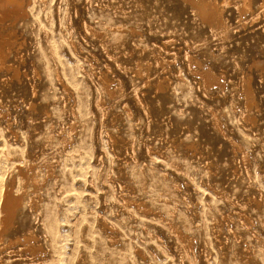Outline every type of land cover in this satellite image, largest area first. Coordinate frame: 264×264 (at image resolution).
Wrapping results in <instances>:
<instances>
[{
	"label": "rangeland",
	"instance_id": "rangeland-1",
	"mask_svg": "<svg viewBox=\"0 0 264 264\" xmlns=\"http://www.w3.org/2000/svg\"><path fill=\"white\" fill-rule=\"evenodd\" d=\"M216 1L229 3L226 30L210 27L182 0H47L37 10L40 22L24 37L28 64L11 102H0V202L17 165L34 164V176L45 184L41 216L25 212L27 229L44 250L3 252L0 264H264V0H254L247 15L236 9L241 0ZM187 55L223 84L205 89ZM53 56L82 73L70 94L45 73L54 69ZM39 61L45 79L35 84ZM138 69L144 74L134 78ZM243 77L254 92L250 108ZM33 85L40 91L34 112L21 95ZM43 88L49 114L38 109ZM101 101L107 113L99 111ZM215 116L240 152L213 129ZM73 121L79 126L72 137ZM78 145L86 148L84 159L70 153ZM47 166L53 176L46 177ZM18 178L15 193L23 187ZM133 201L152 212L141 216ZM104 219L115 229L101 228Z\"/></svg>",
	"mask_w": 264,
	"mask_h": 264
},
{
	"label": "bare ground",
	"instance_id": "bare-ground-1",
	"mask_svg": "<svg viewBox=\"0 0 264 264\" xmlns=\"http://www.w3.org/2000/svg\"><path fill=\"white\" fill-rule=\"evenodd\" d=\"M47 1V0H45ZM44 0H40V4L35 5L37 1L35 0H0V102L2 103V101L7 102L8 104L11 102V100L13 99V94H12V90L15 86H17V83H20V73L22 72L23 68H26L27 66V60L24 57V48L26 47V41L24 39L25 37V33L31 31V30H35V28L33 27L34 24H39V20L40 17L39 15L41 14L40 12L38 13L37 10L39 8L44 9L46 6V2ZM186 5L190 6L193 11L195 13H197L199 15V17L201 18V20H203L206 24H208L210 27H215L217 28V30H226L227 29V24L225 23V19L223 18V13H224V8L226 9V7L229 5V3H225L222 6L216 1V0H182ZM39 3V1L37 2ZM253 4H254V0H241V2L236 5L237 6V11L239 12V14H245L247 15V13H250L253 10ZM38 6V7H36ZM264 8V5H263ZM54 9V8H53ZM80 10V9H79ZM264 11V10H263ZM43 13V12H42ZM60 13V12H59ZM49 15V14H48ZM60 15V14H59ZM260 15V14H259ZM45 16V15H43ZM42 16V17H43ZM44 19V18H43ZM85 24V23H84ZM43 26V25H42ZM40 26V27H42ZM88 28V26H87ZM41 29V28H40ZM43 29V28H42ZM59 30V29H58ZM88 30V29H87ZM90 30V29H89ZM43 31L46 32V30L44 29ZM94 35L98 38H102V34L100 32H96L95 30H92ZM134 32V31H133ZM33 33V32H32ZM35 33V32H34ZM122 33V32H121ZM58 34V33H57ZM72 34V33H71ZM89 34V33H88ZM129 34V33H128ZM91 35V34H90ZM124 35V34H122ZM121 36V35H120ZM127 37V34L124 35ZM130 36V35H129ZM132 37V36H131ZM130 37V39H131ZM45 38V37H44ZM121 39V38H120ZM129 39V38H128ZM135 40V39H133ZM118 41V40H117ZM120 41V40H119ZM69 42V41H67ZM77 42V41H76ZM108 44L110 43L109 41H107ZM116 42V41H115ZM134 42V41H133ZM70 46H72V48H75V44L74 42L70 41ZM118 43V42H117ZM66 45V44H65ZM69 46V44H67ZM115 45V43H114ZM123 46V45H122ZM101 47V46H100ZM160 47V46H159ZM69 48V47H68ZM103 49V48H102ZM75 51V50H74ZM71 52V51H70ZM70 55H72L70 53ZM60 55H58L59 57ZM38 60H40L41 58L43 59V57H41ZM36 58V57H34ZM54 58V69H52V71L50 72H45L48 73L47 76L48 77H53V80L61 85L63 87L64 92L67 94L72 93V88L71 87L72 84L74 85V83L78 82V76L80 73L73 70L71 68H66V66L63 64V62L61 60H58L57 58ZM29 59V58H28ZM41 59V60H42ZM32 60V59H30ZM40 60V61H41ZM44 60V59H43ZM42 60V61H43ZM48 60V59H47ZM29 61V60H28ZM38 62L37 67L35 68V71L32 73V77L33 80L36 84L40 83L42 81L41 77L45 79V77H43L42 73H40L41 71H39L42 68V61ZM75 61V60H74ZM30 62V61H29ZM37 62V61H36ZM50 62V61H49ZM52 62V60H51ZM34 63H35V59H34ZM46 63V62H45ZM160 66L164 67L163 62L158 63ZM187 64L190 68L191 74L193 76H197L199 77L202 82L203 85L205 87V89H209L212 88L214 86H221L223 84V79L222 77H219L218 75H216L212 69H208L205 70L202 67V64L197 61L192 59L191 56L187 55ZM47 65V64H46ZM52 66V65H51ZM32 67V66H31ZM35 67V65H34ZM44 67V65H43ZM49 67V66H48ZM47 67V68H48ZM85 67V66H84ZM48 68V69H50ZM29 69V68H28ZM44 70V69H42ZM164 70V68H163ZM29 71V70H28ZM49 71V70H48ZM144 74V72H142L141 69H138L137 73L134 74V78H136L137 76ZM42 74V75H41ZM52 74V76H51ZM82 74V73H81ZM84 75V74H83ZM82 75V76H83ZM28 79L29 76L25 75ZM143 76V75H142ZM43 79V80H44ZM47 79V77H46ZM51 79V78H49ZM102 79L104 82V87H105V91H107V93L109 95H111L109 92L111 90L110 85H109V78L105 75L102 74ZM246 77H243V92L246 96V104H247V108H250L252 106V104H254V92L251 86V82L250 79L246 80ZM48 81V80H46ZM50 81V80H49ZM52 82V80H51ZM46 83V82H45ZM49 83V82H48ZM53 83V82H52ZM101 83V81H100ZM121 83V82H120ZM26 84V83H25ZM51 84V83H49ZM48 84V85H49ZM77 84V83H76ZM79 85V84H78ZM24 86V85H22ZM46 86V84H42L41 87ZM52 86V85H51ZM19 87V85H18ZM27 87V86H26ZM80 87V86H78ZM76 86V88H78ZM24 88V87H23ZM22 88V89H23ZM51 88V87H50ZM221 88V87H220ZM38 87L35 85H33L31 88L28 89H24L21 92L22 96H25L26 99L29 100V108L34 112L36 110V104H35V100L38 97ZM136 89V88H135ZM21 90V88H20ZM45 88H43L41 91H43L44 93H42L43 98L45 99V102L41 105H39V108L41 110V112L44 113H48L50 108V105L47 103V98H48V92L45 90ZM76 90V89H75ZM74 90V91H75ZM79 90V89H78ZM158 91L162 90V87H159L157 89ZM220 90V89H219ZM18 93L19 90L17 88ZM81 92V91H80ZM25 93V95H24ZM75 93H79L75 92ZM134 93V92H133ZM41 94V93H40ZM81 94V93H80ZM136 94H138V92H136ZM15 95V94H14ZM85 97V94H83ZM19 97V96H18ZM77 97L81 99V95ZM52 99V98H51ZM82 99L84 100L85 98L82 97ZM42 100V99H41ZM52 101V100H51ZM78 101V99H77ZM80 102H82L81 100H79ZM78 101V103H79ZM95 101V100H94ZM15 102V101H14ZM50 102V101H49ZM88 102V101H87ZM91 102V101H90ZM99 102V101H98ZM89 103V102H88ZM87 103V104H88ZM3 104V103H2ZM81 104V103H80ZM137 104L140 107H144L143 105V101L141 99H139V95H138V99H137ZM25 105V104H24ZM79 105V104H78ZM86 106V103L83 104V106ZM107 105V104H106ZM92 106V105H91ZM75 107V106H74ZM93 107V111H94V106ZM97 107L99 108V111L101 110L103 113H107V111L104 110V102L101 101L100 104L97 105ZM126 107V106H125ZM77 108V107H76ZM82 108V107H81ZM87 108V107H85ZM84 108V110H85ZM108 108V107H107ZM92 109V108H91ZM83 110V108L81 109ZM19 111V110H18ZM80 111V110H79ZM92 111V113H93ZM97 111V110H96ZM78 112V111H77ZM77 112L75 110V108L73 110H71V114L73 115V117L76 119L77 118ZM84 112V111H83ZM86 112V111H85ZM91 113V114H92ZM49 114V113H48ZM79 114V113H78ZM61 115V114H60ZM82 115V114H81ZM86 114H83V116ZM89 115V114H88ZM97 115V114H95ZM7 117H10L8 115H6ZM50 116V115H48ZM70 116V115H69ZM79 116V115H78ZM80 119H82V117ZM93 116V115H92ZM105 116V115H104ZM6 118V117H5ZM11 118V117H10ZM1 119V118H0ZM7 119V118H6ZM48 119V118H46ZM243 119L246 122H249L251 120L250 115H244ZM5 120V119H4ZM11 120V119H10ZM9 120V121H10ZM78 120V119H77ZM86 120V119H85ZM93 120V119H92ZM104 120V119H103ZM84 121V120H83ZM91 121V119L89 120V122ZM95 120H93L94 122ZM150 121V120H149ZM158 121V120H157ZM16 122V121H15ZM87 121H85L86 124ZM105 123V122H104ZM103 124V123H102ZM11 125V123H10ZM46 126V124H44ZM43 125V127H45ZM48 125V124H47ZM12 126V125H11ZM77 126H79L77 124V122L71 123V127H69V129L71 130V134L72 137L73 135L77 132ZM104 126V125H103ZM13 127V126H12ZM48 127V126H47ZM49 128V127H48ZM5 129V128H4ZM11 129V128H10ZM213 129L220 135H222L223 137H225L226 140L230 141L229 144L230 146L235 150V152H240L241 150V146L239 147L237 145L236 142L232 141L230 139L229 136H226L225 134H223V127L221 125L220 120L218 119V117H214V125H213ZM6 130V129H5ZM13 130V128L11 129ZM19 130V129H18ZM101 130V129H100ZM17 131V130H16ZM8 132V131H7ZM10 133V132H8ZM7 133V134H8ZM78 133V132H77ZM76 133V135H77ZM18 134V133H17ZM44 134V133H43ZM9 135V134H8ZM19 136V135H18ZM17 136V137H18ZM23 136V135H22ZM21 136V137H22ZM42 136V134H41ZM11 138V137H10ZM25 138V137H24ZM23 138V139H24ZM22 139V138H21ZM3 141V140H2ZM27 142V141H26ZM79 142V141H78ZM70 143V142H69ZM82 141L79 142V144H81ZM12 148V147H11ZM85 146L83 145H78L76 146L70 153L72 154V157H76L75 154H77V156L79 158L84 159L82 156V153L85 150ZM19 150V149H18ZM149 150V149H148ZM244 150V149H243ZM153 151V150H152ZM6 152V151H5ZM82 156H81V155ZM148 155L151 154V149L147 152ZM238 154V153H237ZM7 155V154H5ZM239 155V154H238ZM9 156V155H8ZM11 156V155H10ZM151 156V155H150ZM243 159L244 161H248V157L246 156V154H243ZM95 157V156H94ZM13 159V158H12ZM78 159V158H77ZM12 161V160H11ZM19 162V161H18ZM16 164H19V163ZM28 162V161H27ZM100 162V161H99ZM139 163V162H138ZM137 163V164H138ZM12 164V163H11ZM14 164V163H13ZM15 164V165H16ZM22 163L17 165L16 167V172L12 175L11 178H9L8 180V186L6 188V191L3 194L2 200L0 202V256L3 254V252H7L8 254H18L20 252H27L28 254L37 256L39 254L42 253V251L44 250L43 246H42V242L40 243L38 240V234H36L35 232H31L29 231L27 228V224H28V213L25 212V210H30L33 211L34 213L38 214L37 217L41 216L39 214L38 208H39V200L40 199V191H41V187H43V185H45L44 183L42 184L41 181H39L37 179L36 176H34L35 173V165L31 164V163H27L26 164V168L24 169L22 166ZM57 165V164H56ZM1 166V165H0ZM1 168V167H0ZM59 172V171H58ZM16 175L17 178L20 177L21 181H22V189L19 193H15L14 192V186L16 183ZM54 175V169L52 166H47V175L46 177L49 176H53ZM51 178V177H50ZM57 178V177H56ZM19 179V178H18ZM110 179V178H109ZM20 181V180H18ZM30 187V188H29ZM29 189L34 190V196L31 197V195L28 194ZM209 190V189H208ZM215 192V191H214ZM69 193V192H68ZM221 194V193H220ZM220 198V197H219ZM163 201V200H162ZM133 208L137 211V213H139L141 216L143 217H147L152 211L146 207L144 204L138 202V201H133L131 202ZM233 204V203H232ZM131 211V209H130ZM175 211V210H174ZM128 212V211H127ZM27 213V216H26ZM33 213V214H34ZM41 213V212H40ZM129 213V212H128ZM43 214V213H42ZM32 215V214H31ZM155 215V214H154ZM30 216V215H29ZM247 216V215H246ZM77 217V216H76ZM80 217V216H79ZM161 217V216H160ZM241 217V216H240ZM91 218V217H90ZM230 218V217H229ZM248 218V217H247ZM33 219V218H32ZM38 219V218H37ZM228 219V217H227ZM242 221L243 219L240 218ZM30 220V219H29ZM166 220V219H165ZM39 221V220H38ZM73 221V220H72ZM76 221V220H75ZM74 221V222H75ZM246 223V222H245ZM104 225L101 227L103 229H108L110 228L115 229V227L108 223L107 220L104 219ZM240 224V223H239ZM242 224V223H241ZM37 226V225H36ZM76 226V225H75ZM74 226V227H75ZM82 227L84 228L85 225ZM81 227V228H82ZM124 228V227H123ZM205 228V227H204ZM85 229V228H84ZM83 231V230H82ZM22 232H26L24 234V239H11L13 238L15 235L17 236V234L22 233ZM176 235L178 237V239L180 241H183L187 244V247L189 249H192V243L191 241L188 240V238L186 236H184V234L179 231L178 229L175 230ZM46 237V236H45ZM97 238V237H96ZM158 238V237H157ZM217 240H214V243H220L221 240L219 238H216ZM42 240V239H41ZM110 242H112V239L109 238L108 239ZM44 243V242H43ZM213 245V244H212ZM17 246H19V248H17ZM46 246V245H45ZM81 246V245H80ZM179 247V246H178ZM17 248V249H15ZM82 248V247H81ZM184 248V247H183ZM223 248V247H222ZM185 249V248H184ZM84 250V249H83ZM81 251V250H80ZM222 251V250H221ZM225 251V250H224ZM141 252V251H140ZM139 253V252H138ZM140 254V253H139ZM142 255V254H141ZM144 256V255H143ZM18 257V256H17ZM16 257V258H17ZM42 257V256H41ZM15 258V257H14ZM31 258V257H30ZM156 258V257H155ZM22 259V258H21ZM54 259V258H53ZM145 259H147L145 257ZM33 260V259H31ZM37 260V259H36ZM48 261V260H47ZM41 262V260H40ZM183 262V261H182ZM226 262V261H225ZM39 263V262H38ZM43 263V262H42ZM33 264V263H32ZM36 264V263H35Z\"/></svg>",
	"mask_w": 264,
	"mask_h": 264
}]
</instances>
